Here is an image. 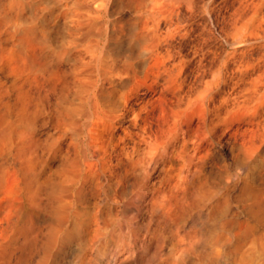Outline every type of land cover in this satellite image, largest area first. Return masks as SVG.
<instances>
[{"label":"bare ground","instance_id":"obj_1","mask_svg":"<svg viewBox=\"0 0 264 264\" xmlns=\"http://www.w3.org/2000/svg\"><path fill=\"white\" fill-rule=\"evenodd\" d=\"M227 11L0 0V264H264V65L230 67Z\"/></svg>","mask_w":264,"mask_h":264},{"label":"rangeland","instance_id":"obj_2","mask_svg":"<svg viewBox=\"0 0 264 264\" xmlns=\"http://www.w3.org/2000/svg\"><path fill=\"white\" fill-rule=\"evenodd\" d=\"M227 24L230 51L234 52L233 38L236 35L252 41L237 47L238 52L230 66L233 71H237L247 60L259 62L260 66H263L264 0H228ZM220 31L219 24L211 34L205 36L204 52L209 59L217 57L223 49Z\"/></svg>","mask_w":264,"mask_h":264}]
</instances>
